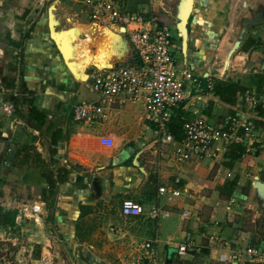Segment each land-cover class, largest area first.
I'll return each mask as SVG.
<instances>
[{
	"label": "crops",
	"instance_id": "0c3cea01",
	"mask_svg": "<svg viewBox=\"0 0 264 264\" xmlns=\"http://www.w3.org/2000/svg\"><path fill=\"white\" fill-rule=\"evenodd\" d=\"M46 1L0 0V264H109L94 256L97 250L86 241L88 231L81 230L79 223L93 215L95 205L101 201L104 205L107 196L116 195L144 208L141 216H123L120 203L117 212L108 218V229L114 232L111 236L123 239L130 251L141 242L158 240L156 248L165 263L226 264L232 249L246 245L264 248V198L254 185L256 181L264 182V114L259 116L255 109H248L241 101L242 95L228 105L207 87L216 80L235 78V82L257 94L264 111V82L259 93L251 80L254 75L264 78V21L247 28L224 77L223 60L218 58V52L214 55V51H209L218 43L213 36H219L227 19L232 27L234 17L226 13L220 16V9L211 12L208 19L203 13L194 15V0L186 54L182 53V40L172 25V43L178 41L181 54L177 64L204 79L202 91H191L184 102L182 120L201 117L208 123L224 125L228 116L251 119V140L237 144L245 150L239 159L230 163L225 157L227 151L214 160L178 162L172 146L154 141L137 106L143 130L148 131L143 133L144 138L114 157L102 176L86 177L61 166L56 158L57 143L52 147L55 155H50L51 138L55 137L57 142L63 138V117L59 115L55 127L49 119L60 111L63 104L59 101L67 98L64 95H75L80 88H76L77 82L48 36ZM243 1L237 0L232 10ZM248 1L251 4L253 0ZM249 39L260 46L242 52L241 46ZM64 72L68 74V83L61 78ZM50 84L65 90L57 97L51 96ZM28 100L39 114L34 116L41 115L40 121L29 117ZM5 102L13 104L12 116L1 111ZM257 121L262 126H255ZM242 134L239 130L238 135ZM136 156L138 167L133 165ZM58 168H64L68 174L64 182L55 181L51 190L43 176ZM176 179L178 185L174 183ZM230 182L234 183L232 188ZM161 187L166 188V193L159 194ZM175 189L180 190L177 197L170 194ZM33 203L41 205V213L22 217L23 207ZM153 210L156 218L152 216ZM184 211L191 212L189 219L183 218ZM127 221L130 226H123ZM186 234L191 235L195 245L203 247V252L193 253L180 263L173 256L174 248ZM121 245L124 246L122 241ZM263 263L264 259L252 264Z\"/></svg>",
	"mask_w": 264,
	"mask_h": 264
},
{
	"label": "built area",
	"instance_id": "2783aa9c",
	"mask_svg": "<svg viewBox=\"0 0 264 264\" xmlns=\"http://www.w3.org/2000/svg\"><path fill=\"white\" fill-rule=\"evenodd\" d=\"M81 3L83 14L95 25L113 30L118 35V28L124 27V38L131 46V52L124 56L132 54L133 60L119 62L115 59L111 68L101 70L94 65L89 66L95 70L91 74L86 73V87L90 92L100 95V98L73 105V122H103L121 107L139 106L154 141L172 146L173 157L178 162L214 160L232 145L251 140L254 123L249 118L235 115L228 116L224 125L208 123L201 117L184 119L180 140L171 134L169 124L176 118L177 112L185 110L184 102L189 98V93L202 91V82L185 66L177 64L172 53L170 25L161 21L153 0H137L134 5L129 0H82ZM207 87L211 89L212 84L208 83ZM241 101L253 111L259 104V97L254 91L246 90ZM1 111L6 116H12L15 108L13 104L5 102L1 104ZM239 130L243 131L242 135H238ZM174 183L178 185L179 179ZM158 192L164 194L166 188L161 187ZM170 192L173 197L180 194L179 189ZM120 211L123 216L137 217L144 214L143 206L131 199L122 200ZM40 213L41 205L33 203L23 207L21 215L32 217ZM152 213L156 218V211ZM182 216L189 219L191 212L184 211ZM157 243L158 240H152L137 244L122 261L124 264H171L164 262L156 248ZM200 252H203V247L195 245L189 234L174 248L180 263L187 256ZM262 259L263 247L246 245L230 250L226 264H252Z\"/></svg>",
	"mask_w": 264,
	"mask_h": 264
},
{
	"label": "rangeland",
	"instance_id": "374dc122",
	"mask_svg": "<svg viewBox=\"0 0 264 264\" xmlns=\"http://www.w3.org/2000/svg\"><path fill=\"white\" fill-rule=\"evenodd\" d=\"M53 1L54 0H47L44 3V10ZM81 1L82 0H61L62 4H60V2L57 4L56 15L59 14L57 19L61 22V28H63V30L77 25L94 27L95 24L83 14ZM145 1L146 0H144V2ZM236 1L237 0H197L194 15L203 13L202 15L204 18H207L210 16L209 14L211 12L216 13L217 10L220 9L218 10L220 16L226 13L232 18V13H234L237 8L235 7L232 10ZM153 4L156 10H158L157 14L162 15L161 21L170 25L171 33L175 35V30L172 28V25L175 26L179 22L178 14L183 5V0H153ZM222 6H225V9H221ZM58 7L59 11L57 9ZM210 21L212 22V20ZM226 21L227 24H225V28L219 36H213L214 39H217L218 43L216 42V46L214 45L209 51H214V55L218 52V58L220 56V60L224 59L231 46V41L239 30L238 25H233V27H231L229 20L227 19ZM225 39L231 40L227 43ZM204 46H206V44ZM172 53L175 59L180 61L181 54L179 53V43L177 40H174L172 43ZM206 53L204 51V54L207 56L208 53ZM211 54L212 53L209 55ZM132 57L133 55L130 54L128 57L123 56L117 61H130L133 60ZM94 70L93 67H88L85 74H91ZM189 71L191 72V70ZM64 75V77L61 75V78H65L66 83H68V74L66 75L65 73ZM75 82H77L76 88H80L77 94L64 95L67 98L63 99L62 102L59 101V104H63V106L59 105L60 111L58 110L53 113L54 115L52 114V118L49 119V122L55 124L53 125L55 127L59 115L63 117H60L63 119V138L57 142L56 149L58 153L56 158L57 160L60 159L58 162L61 163V166L65 167L70 172H78L86 177L90 175L97 177L102 176V173L104 174V172L111 167V162L114 157L119 156L124 149L128 148L129 144H134L143 139L145 136L144 134L148 131L145 130V132L143 130V124L140 121V112L137 110V106L134 107L130 105L119 108L116 112L111 114L110 119L95 126H81L73 123L70 117V108L73 105L81 101L91 102L100 98V95L90 92L86 84H83V81ZM50 87L52 90L49 94L54 97L62 94L61 92L65 90L64 87L57 85H51ZM124 199H127V197L124 198L119 195L107 196L105 198L106 201L103 202L104 205L101 204L102 201L95 205L93 215L79 223L81 230L84 232L88 231L86 241L95 246L97 251L94 252V256H96L99 261L109 264H120V260H123V257L128 256L130 252H132L127 248L129 245L123 242V239H115L116 236H111V232H114L109 231L107 225L108 218L117 212L121 201ZM123 226H130L129 221L124 223ZM24 237L25 236H23V238ZM23 241L27 242L26 239H23ZM121 241L124 246L121 245ZM44 254H47L46 251H44ZM173 256L174 258L176 257L175 254H173ZM195 261H198V259L196 258ZM17 264L20 263L17 262Z\"/></svg>",
	"mask_w": 264,
	"mask_h": 264
},
{
	"label": "water",
	"instance_id": "95a60500",
	"mask_svg": "<svg viewBox=\"0 0 264 264\" xmlns=\"http://www.w3.org/2000/svg\"><path fill=\"white\" fill-rule=\"evenodd\" d=\"M59 2H60L59 0H54L47 8L48 36L50 40L53 42L56 50L58 51L66 70L71 75L73 80L77 81L76 76L74 75L72 69L70 68L69 63H67L66 61L64 44L67 42H64L63 35L70 32L71 29L68 28L66 30H63V28H61V22L59 21V19H57V15H56V6ZM193 5H194V0H185V6L181 11L180 16L178 14L179 22L175 25L178 36L182 40L183 54H186L187 51V38H188L187 25L193 11ZM233 17H234V21L232 23V27L233 25H238L239 30L235 34L234 39L231 41V46L228 49L223 59V69L221 72L222 77L226 75V72L229 67L230 58L239 49L240 43L243 39L244 34L246 33L247 28L251 26H257L262 21H264V0H253L251 4H249L248 0L247 1L244 0L241 4H239V7L237 5ZM124 30H125L124 27L121 26L118 28L120 34L119 35L115 34L116 38L118 39L117 48L120 54L119 58H117L116 60H120L125 54H129L131 52V46L128 40L124 38ZM83 77L86 78L85 81L83 82H86L88 79V75L84 74ZM231 80L234 81L236 79L232 78ZM137 158L138 156L134 158L133 165L138 167ZM139 169L143 172V169L141 167ZM254 185L255 188L262 194L264 198V182L256 181Z\"/></svg>",
	"mask_w": 264,
	"mask_h": 264
},
{
	"label": "bare ground",
	"instance_id": "6f19581e",
	"mask_svg": "<svg viewBox=\"0 0 264 264\" xmlns=\"http://www.w3.org/2000/svg\"><path fill=\"white\" fill-rule=\"evenodd\" d=\"M184 2L185 0L179 14ZM70 29V32L63 35L64 42H67L64 44V51L76 80L85 81L83 75L90 65L99 70L111 68L112 61L119 58L118 39L113 30L97 25H77Z\"/></svg>",
	"mask_w": 264,
	"mask_h": 264
},
{
	"label": "trees",
	"instance_id": "16d2710c",
	"mask_svg": "<svg viewBox=\"0 0 264 264\" xmlns=\"http://www.w3.org/2000/svg\"><path fill=\"white\" fill-rule=\"evenodd\" d=\"M129 2L134 5V3H136V0H129ZM160 19L162 18V16L159 14ZM188 28V25H187ZM260 46V44H255V42L251 39L247 40V42H244L243 45L241 46V51L245 52L247 51L250 47H256L258 48ZM264 52V50H263ZM204 79H201V82ZM253 81V84L256 85V89L257 91L260 93L261 92V88L260 85L264 82V78L262 76H258V75H254L253 79H251ZM204 85V83H203ZM212 92L214 93L215 96L219 97L221 101H223L224 103L228 104V105H233L235 103V100L237 98V96L242 95L246 89L244 87H242L240 85L239 82H235L231 79H227V80H216L213 84H212ZM24 90V87H23ZM23 93H26V91L24 90ZM28 105H30L31 107V111L29 112V117H31V119H33L34 121L38 122L41 119V115L40 118L37 116H34L35 114L37 115V111L34 110L33 106H32V101L28 100ZM255 110L257 111V114L259 116H262L264 114V111L261 108V104H258L257 107L255 108ZM39 115V114H38ZM184 116V113L179 111L177 112V116L176 118H174L171 123L169 124V131L171 132V134L174 136V138L176 140H180L181 138V125H182V117ZM262 126V124L260 122H255V126ZM57 143V139L55 137L51 138V148H50V155L54 156L55 155V150L52 147H55ZM244 148L239 146V145H232L230 147V149L228 150V152L226 153L225 157L228 159V161L231 163L232 161H235L237 159H239L243 154H244ZM68 174V171L65 170L64 168H58L55 172L54 171H50L48 173H46L43 177L47 180V182L49 183V187L52 190V188H54V182H64L66 179V175ZM230 186V188H232L234 186L233 182H230L228 184Z\"/></svg>",
	"mask_w": 264,
	"mask_h": 264
}]
</instances>
